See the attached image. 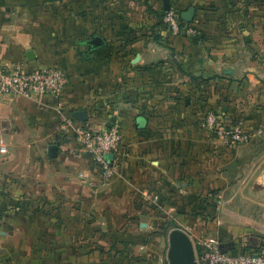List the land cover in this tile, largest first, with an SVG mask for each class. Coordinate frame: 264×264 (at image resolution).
Here are the masks:
<instances>
[{"label": "crops", "instance_id": "1", "mask_svg": "<svg viewBox=\"0 0 264 264\" xmlns=\"http://www.w3.org/2000/svg\"><path fill=\"white\" fill-rule=\"evenodd\" d=\"M170 5L192 7L201 36L160 29ZM250 8L253 41L214 46L203 28L231 0H0V68L71 75L61 98L0 93V264H169L168 237L147 231L152 205L204 207L197 232L264 255V55L249 53L264 42V0ZM95 35L105 45L89 50ZM209 111L263 133L229 145L205 129ZM67 118L120 125L107 185Z\"/></svg>", "mask_w": 264, "mask_h": 264}, {"label": "built area", "instance_id": "2", "mask_svg": "<svg viewBox=\"0 0 264 264\" xmlns=\"http://www.w3.org/2000/svg\"><path fill=\"white\" fill-rule=\"evenodd\" d=\"M162 28L172 35L197 36L200 33L196 18L191 22L184 21L175 5L165 8ZM70 80L71 75L59 67L47 66L28 70L21 64L11 65L0 68V93L29 98L45 95L61 98ZM63 124L71 127L76 144L91 158L100 176L101 185H107L114 170L112 162L118 155L123 141L120 125L112 122L103 128L94 129L85 122H73L69 118L65 119ZM203 125L211 135H219L227 139V143L232 146L263 133L261 127L252 125L242 123L226 125L221 115L211 111L206 113ZM4 148L1 145L0 149L4 150ZM218 209L219 206L216 205L215 212ZM179 228L192 240L197 264H264V255L259 252H223L218 237L199 233L192 225Z\"/></svg>", "mask_w": 264, "mask_h": 264}, {"label": "rangeland", "instance_id": "3", "mask_svg": "<svg viewBox=\"0 0 264 264\" xmlns=\"http://www.w3.org/2000/svg\"><path fill=\"white\" fill-rule=\"evenodd\" d=\"M251 0H231V15L228 17L227 11H214V13L209 14L210 20L208 24V28H203L204 32L208 33L210 37V44L214 46H219L221 40L228 39L232 43H238V46H242L244 43H251L252 32L250 29L251 26ZM199 26V25H198ZM225 37V38H224ZM256 43V40L254 41ZM259 52L249 51V53H254V55H264V42L259 43ZM254 47V46H253ZM243 50V49H242ZM210 112V111H209ZM213 112V111H211ZM229 144V143H228ZM231 145V144H229ZM60 209L52 206L51 214L57 215L60 213ZM139 210V209H138ZM137 210V211H138ZM145 212V216L150 218L151 225L148 227V233L154 234L157 229L158 232L164 233L165 238L168 237L169 232L176 227L192 225L195 229L199 226L198 223L199 216L207 210L204 207H196L195 209H191V212L185 211L186 209H172V208H155L153 205L148 206L142 209ZM211 210V209H210ZM189 213V214H188ZM61 214H73V209L70 208V205L67 208L61 209ZM163 215L165 217L163 224H155V218ZM190 217L189 223L182 222L183 218L186 216ZM189 219V218H188ZM197 231V229H196ZM109 241H101L100 246L106 248ZM166 242V241H165ZM152 242L148 243L150 246ZM120 246H125L127 248L130 245L120 244ZM165 248V247H164ZM149 252L155 250V245H151Z\"/></svg>", "mask_w": 264, "mask_h": 264}, {"label": "water", "instance_id": "4", "mask_svg": "<svg viewBox=\"0 0 264 264\" xmlns=\"http://www.w3.org/2000/svg\"><path fill=\"white\" fill-rule=\"evenodd\" d=\"M195 11L190 7L187 11L181 12V18L184 21L191 22L194 19ZM89 50H94L98 47L105 45V41L102 37L95 35L89 41ZM79 119H84L85 112L81 111L77 113ZM82 121V120H81ZM58 147L51 145L49 147V154L55 156ZM168 261L169 264H197L195 258V248L190 237L179 227L173 228L168 234ZM227 244L221 243L220 249L226 252Z\"/></svg>", "mask_w": 264, "mask_h": 264}, {"label": "trees", "instance_id": "5", "mask_svg": "<svg viewBox=\"0 0 264 264\" xmlns=\"http://www.w3.org/2000/svg\"><path fill=\"white\" fill-rule=\"evenodd\" d=\"M165 10V9H164ZM163 13H164V11H162V14H161V19H160V23H159V27H160V29H162L163 30V28H162V15H163ZM180 13H181V11H180ZM201 29H200V25H199V31H200ZM201 31H200V33H199V35H197V36H193V37H199V36H201ZM172 35V34H171ZM179 36H185V35H174V38L175 37H179ZM192 37V36H191ZM168 39H170V38H168ZM226 121V120H225ZM226 123H227V125H229V121L227 120L226 121ZM254 252V251H253Z\"/></svg>", "mask_w": 264, "mask_h": 264}]
</instances>
